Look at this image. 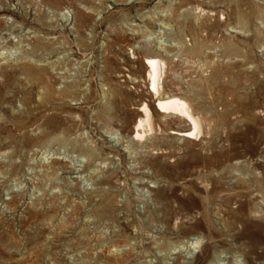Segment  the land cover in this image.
I'll list each match as a JSON object with an SVG mask.
<instances>
[{"label": "rangeland", "instance_id": "obj_1", "mask_svg": "<svg viewBox=\"0 0 264 264\" xmlns=\"http://www.w3.org/2000/svg\"><path fill=\"white\" fill-rule=\"evenodd\" d=\"M155 53L205 139L130 140ZM263 213L264 0H0V264H264Z\"/></svg>", "mask_w": 264, "mask_h": 264}, {"label": "bare ground", "instance_id": "obj_2", "mask_svg": "<svg viewBox=\"0 0 264 264\" xmlns=\"http://www.w3.org/2000/svg\"><path fill=\"white\" fill-rule=\"evenodd\" d=\"M200 48L196 44L192 52L198 53ZM132 54L134 56L133 52ZM143 64L148 89L155 95L154 106L146 100L136 106L139 114L132 123L130 140L137 144L144 142L147 136L156 134H172L178 139H205L212 131L211 121L213 119L208 113L194 109L193 98L189 96L190 90L181 84L184 79L183 73L188 75V71L199 68V63L197 65L193 61L184 60L182 75L181 77L178 75V81L173 85L168 84L166 79L168 74L175 75L167 56L158 53L150 54L144 57ZM171 118L176 119L178 123H171ZM189 240V246H200V240L197 237H190Z\"/></svg>", "mask_w": 264, "mask_h": 264}]
</instances>
